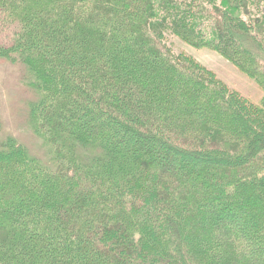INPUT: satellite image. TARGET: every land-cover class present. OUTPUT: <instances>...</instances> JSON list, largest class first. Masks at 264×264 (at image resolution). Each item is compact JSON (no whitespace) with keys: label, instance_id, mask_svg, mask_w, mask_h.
Masks as SVG:
<instances>
[{"label":"trees","instance_id":"16d2710c","mask_svg":"<svg viewBox=\"0 0 264 264\" xmlns=\"http://www.w3.org/2000/svg\"><path fill=\"white\" fill-rule=\"evenodd\" d=\"M4 33L48 158L0 130V264H264V0H0Z\"/></svg>","mask_w":264,"mask_h":264},{"label":"rangeland","instance_id":"374dc122","mask_svg":"<svg viewBox=\"0 0 264 264\" xmlns=\"http://www.w3.org/2000/svg\"><path fill=\"white\" fill-rule=\"evenodd\" d=\"M175 54L193 57L201 66L214 73L231 90L253 104H260L262 90L218 54L205 49H194L179 39L168 37ZM7 34H0V47L9 42ZM24 67L0 60V130L1 137H12L30 152L46 160V149L31 130L29 106L37 97L23 85Z\"/></svg>","mask_w":264,"mask_h":264}]
</instances>
